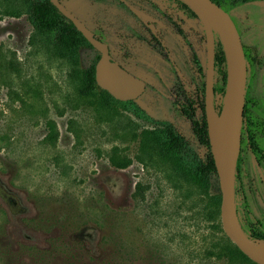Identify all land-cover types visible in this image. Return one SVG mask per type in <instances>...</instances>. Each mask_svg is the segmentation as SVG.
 Listing matches in <instances>:
<instances>
[{
	"label": "rangeland",
	"instance_id": "374dc122",
	"mask_svg": "<svg viewBox=\"0 0 264 264\" xmlns=\"http://www.w3.org/2000/svg\"><path fill=\"white\" fill-rule=\"evenodd\" d=\"M91 2L68 5L93 28L104 17ZM24 5L0 0V264H256L234 252L222 229L218 177L202 185L184 177L179 156L164 142L149 138L147 146L155 150H140L144 130L169 127L191 135L169 88L204 98L201 22L188 26L192 61L186 42L165 30L180 76L168 62L145 54L143 44H133L138 61H156L161 79L136 63L134 74H146L150 83L146 91L102 108L79 95L72 77L76 66L49 52L47 37L39 41ZM97 56L83 45L77 67H88ZM215 97L217 110L224 96L217 91ZM49 120L58 130L54 144L45 141ZM113 155L131 163L116 167ZM258 178L252 169L249 215L264 226V183ZM137 182L145 185L143 199L133 196Z\"/></svg>",
	"mask_w": 264,
	"mask_h": 264
},
{
	"label": "flooded vegetation",
	"instance_id": "af4514ba",
	"mask_svg": "<svg viewBox=\"0 0 264 264\" xmlns=\"http://www.w3.org/2000/svg\"><path fill=\"white\" fill-rule=\"evenodd\" d=\"M77 1V0H75ZM91 4H98L96 14L103 16V21L91 28L81 17L77 16L87 28H89L95 38L107 44L111 60L136 76L134 66L139 63L143 68L153 70L154 74L161 79V75L155 66V60L139 59L135 57L132 49L133 44H143L147 49V55H151L157 60L163 59L173 67L180 76L177 62L167 48L164 40L165 30L173 31L183 42L188 59L195 56L190 42V23L198 19L190 11L183 7L176 0H91ZM183 1V0H182ZM225 10L233 20L240 35L247 68V78L245 87V101L243 109V120L241 127L240 149L237 163L240 165V182L247 186L250 196L251 182L250 171L255 169L259 178L264 182L263 169L260 164H264V0H212ZM62 2V1H61ZM63 3V2H62ZM64 4V3H63ZM65 5V4H64ZM69 9V5H65ZM120 10L115 14V10ZM71 11V9H69ZM73 12V11H72ZM238 14H235L237 13ZM74 13V12H73ZM240 15V17H239ZM69 20V19H68ZM203 27V24H202ZM204 30V27H203ZM205 35L204 59L205 68L207 63V42ZM102 37L105 39L103 40ZM219 36L214 31V83L217 69L227 66L226 58L223 59L221 52L216 48ZM95 49V48H94ZM96 50V49H95ZM98 55L100 53L98 50ZM98 60V59H97ZM192 61V60H191ZM97 62V61H96ZM142 76L147 85V75ZM179 79V78H178ZM171 87L169 88V90ZM217 90L214 89L213 101L216 98ZM170 94V93H169ZM172 97V95L170 94ZM192 100V96H189ZM173 102H174V98ZM204 102V98H203ZM215 102V101H214ZM179 106L180 102L177 101ZM190 113H193L194 106L188 105ZM196 113L194 112L193 115ZM205 118V113H204ZM206 121V120H205ZM249 170V171H248ZM243 194V191H241ZM249 201V199H248Z\"/></svg>",
	"mask_w": 264,
	"mask_h": 264
},
{
	"label": "water",
	"instance_id": "95a60500",
	"mask_svg": "<svg viewBox=\"0 0 264 264\" xmlns=\"http://www.w3.org/2000/svg\"><path fill=\"white\" fill-rule=\"evenodd\" d=\"M202 21L207 42V63L204 84V113L210 150L219 181L220 221L226 236L256 264H264V253L257 249L260 240L248 237L242 230L235 209V172L240 149L241 127L245 101L247 68L237 28L230 15L212 0H183ZM50 2L69 19L100 56L95 64L96 84L115 99L126 101L138 98L145 82L111 60L107 44L95 38L93 32L65 7L61 0ZM214 31L219 36L226 58V91L219 114L232 107V118L226 138L218 143L213 136L214 115ZM262 242V241H261ZM264 242V241H263Z\"/></svg>",
	"mask_w": 264,
	"mask_h": 264
},
{
	"label": "trees",
	"instance_id": "16d2710c",
	"mask_svg": "<svg viewBox=\"0 0 264 264\" xmlns=\"http://www.w3.org/2000/svg\"><path fill=\"white\" fill-rule=\"evenodd\" d=\"M65 5L68 2L75 0H61ZM183 7L187 8L194 17H198L196 12L184 1L176 0ZM25 11L28 14L30 22L33 24L36 36L41 41V36L47 37L48 42H45L49 52H53L65 58L70 63L74 64L76 68L72 71V77L78 80L75 83V87L82 97H90L96 106L108 107L112 104L115 98L109 94L108 91L100 88L96 84L95 80V64H90L86 68H78L79 49L83 45L91 44L85 39V37L76 29L73 23L68 20L58 9L50 2V0H24ZM103 40H105L102 37ZM44 42V41H42ZM216 48L221 52L223 59L225 60V54L223 51L222 43L219 40ZM99 55L97 56V59ZM11 63V62H10ZM218 76L214 83V89L219 91L223 96L226 91V67L223 69L215 70ZM71 77V74H70ZM169 93L174 98V105L179 114L189 121L191 127V135L184 136L183 134L175 133L172 128H157L154 130H144L142 132L143 144L140 147L141 153L149 154V150L154 151V148H148L146 140L155 139V142H164L168 150L173 154L179 156V163H182L177 169L184 177L189 176L195 181H198L201 185L208 183V178L211 175L217 177L216 167L214 159L210 150V144L207 134L206 121L204 118V102L200 93H195L192 100H189L187 93L183 89H177L172 86ZM179 101L180 105L177 106L176 102ZM193 105V113H190L189 106ZM223 106H219L216 110L219 113ZM194 112L196 113L195 115ZM202 117L199 118L198 115ZM47 133L45 135V141L54 144L58 130L54 121L49 120L46 122ZM195 144L192 148L191 144ZM187 158L189 159H186ZM110 161L112 165L124 168L131 163L129 158H117V156H111ZM263 169V164H260ZM260 183H264L258 178ZM235 209L240 223V226L244 233L257 240L264 241V226L261 220L257 217H250L249 212V195L247 192V186H243L240 182V165L236 164L235 172ZM145 185L141 182H137L133 192V196L137 199L144 198ZM243 191V194H241ZM219 201V200H218ZM219 202L215 209H213V218L219 217ZM234 252L238 255L247 258L236 246Z\"/></svg>",
	"mask_w": 264,
	"mask_h": 264
},
{
	"label": "bare ground",
	"instance_id": "6f19581e",
	"mask_svg": "<svg viewBox=\"0 0 264 264\" xmlns=\"http://www.w3.org/2000/svg\"><path fill=\"white\" fill-rule=\"evenodd\" d=\"M232 107L214 115L212 133L218 143H222L227 136L232 118ZM257 249L264 253V242H257Z\"/></svg>",
	"mask_w": 264,
	"mask_h": 264
}]
</instances>
